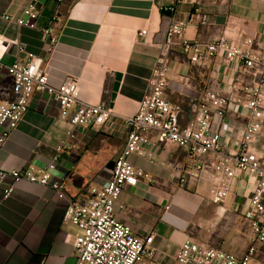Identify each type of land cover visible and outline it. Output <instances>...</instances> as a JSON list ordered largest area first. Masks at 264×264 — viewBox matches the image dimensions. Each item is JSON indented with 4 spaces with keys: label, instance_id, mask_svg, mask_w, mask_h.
Returning a JSON list of instances; mask_svg holds the SVG:
<instances>
[{
    "label": "crops",
    "instance_id": "obj_1",
    "mask_svg": "<svg viewBox=\"0 0 264 264\" xmlns=\"http://www.w3.org/2000/svg\"><path fill=\"white\" fill-rule=\"evenodd\" d=\"M27 2L0 0V40L10 44L5 61L25 62L26 53L17 48L23 46L41 58L50 84L76 79L82 102L104 103L118 115H134L165 48L169 14L164 8L173 0H40L38 29L3 20L6 14L21 15ZM180 18L187 22L188 39L207 43L224 34L235 44L252 38L264 46V0H187ZM44 29L58 37L56 44L50 43ZM142 30L147 34L140 36ZM170 68L165 98L181 106L182 125L192 120L206 90H228L234 77L245 84L252 80L251 74L221 56L207 65L192 64L178 46L172 50ZM12 98V78L0 70V104ZM245 123L246 111L230 105L220 128L227 151L239 148ZM147 137L148 155H133L130 162L148 178L123 189L120 219L161 264H178L176 255L187 239L243 256L251 245L243 210L255 178L236 172L232 192L214 204V161L198 169L185 148L159 146L154 132ZM125 144V134L115 121L100 130L72 127L60 116L53 98L35 94L17 130L0 146V169L45 168L61 146L54 178L66 181L70 199L85 202L90 188L111 177ZM263 149L264 136L255 144L259 153ZM8 183L0 182V264H75L76 252L66 241L67 234L77 233L64 221L68 202L52 188L28 181L17 184L12 196L5 198ZM263 250L258 247L252 264H264Z\"/></svg>",
    "mask_w": 264,
    "mask_h": 264
},
{
    "label": "built area",
    "instance_id": "obj_2",
    "mask_svg": "<svg viewBox=\"0 0 264 264\" xmlns=\"http://www.w3.org/2000/svg\"><path fill=\"white\" fill-rule=\"evenodd\" d=\"M187 0H173L164 8L169 14L166 31V45L157 58L148 88L142 97L136 113L132 116L116 114L106 104L91 105L79 99V83L76 79L54 86L49 82L42 60L25 47L18 45V51L26 53L27 60L7 63L5 56L10 44L0 40V70H6L13 81V98L0 104V146L10 140L29 108L35 94L45 93L53 98L60 110V116L72 127L100 130L116 122L123 130L126 144L115 162L111 177L100 187L89 190L85 202L72 200L66 193V181L54 178L62 154V147L45 168L27 170H1L0 182H7L4 196L9 198L16 185L22 181L52 188L61 200L68 202L64 221L72 224L76 234H67L76 252L75 264H161L154 259L153 250L147 249L142 238L131 226L123 222L119 214L124 210L120 203L126 187H135L140 178H148L135 169L130 162L133 155L146 157L144 145L149 142L147 134H156L157 144L162 147L179 145L187 150L188 157L197 162V168L209 160L214 161L215 176L211 186V200L220 204L232 192L236 172L255 178L254 188L243 216L251 230V245L243 256L214 248L192 239L184 241L176 255L178 264H252L258 247H264V149L255 150V144L264 136V46L261 42L245 38L235 44L224 34L213 41L201 43L185 37L187 22L180 18V8ZM40 0H28L19 16H2L9 24L19 28L38 29L36 17ZM207 19L202 18L203 25ZM43 33L51 44L58 37L50 29ZM147 34L146 30L140 36ZM175 46L181 47L192 64H210L221 56L227 62H234L238 70L252 75L245 84L238 77L230 89L206 90L199 106L186 125L181 124L182 108L166 100L170 60ZM230 105L246 111V123L241 133L239 148L235 152L225 149L220 128Z\"/></svg>",
    "mask_w": 264,
    "mask_h": 264
},
{
    "label": "rangeland",
    "instance_id": "obj_3",
    "mask_svg": "<svg viewBox=\"0 0 264 264\" xmlns=\"http://www.w3.org/2000/svg\"><path fill=\"white\" fill-rule=\"evenodd\" d=\"M260 260L264 261V250H263V254L260 255Z\"/></svg>",
    "mask_w": 264,
    "mask_h": 264
}]
</instances>
